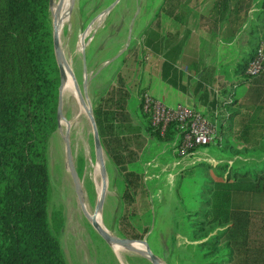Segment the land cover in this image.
<instances>
[{
    "label": "trees",
    "instance_id": "obj_1",
    "mask_svg": "<svg viewBox=\"0 0 264 264\" xmlns=\"http://www.w3.org/2000/svg\"><path fill=\"white\" fill-rule=\"evenodd\" d=\"M188 3L163 0L161 6L181 31L161 34L145 27L141 38L143 45L162 56L160 77L184 90L187 86L177 82L182 71L173 64L189 34ZM208 17L217 24L221 39L243 42L236 57L217 68L187 64L195 73L188 89L206 99V108L199 113L207 114L214 135L206 143L185 145L182 154L177 150V155L188 156L203 145L209 152L184 170L198 172L200 178L194 191L183 192L194 198L193 206L186 207L184 199L174 204L173 227L190 240L186 247L191 264H264V209L249 207L253 198L264 196V0H212ZM259 56V71L249 72V61ZM215 74L223 80L216 81ZM255 79L253 97L242 98L235 91ZM58 82L48 0H0V264H68L49 224L47 207L46 149L57 125ZM108 93L110 102L92 107V114L101 147L114 164L133 160L123 151L132 152L129 140L139 130L156 139L177 134L175 147L181 143L183 130L176 120L162 132L151 124L142 107L143 94L137 102L143 121L133 124L128 90L111 88ZM117 169L122 176L120 209L136 193L146 192L137 167ZM209 169L219 178H213Z\"/></svg>",
    "mask_w": 264,
    "mask_h": 264
},
{
    "label": "rangeland",
    "instance_id": "obj_2",
    "mask_svg": "<svg viewBox=\"0 0 264 264\" xmlns=\"http://www.w3.org/2000/svg\"><path fill=\"white\" fill-rule=\"evenodd\" d=\"M56 1L52 0V3ZM112 1L73 0L58 33L59 45L79 89L83 91L79 37L84 32V91L91 109L110 102L108 91L111 88H120L121 91L126 88L129 94L127 108L130 122L136 124L143 121L137 110L138 99L141 94H148V83L160 77L162 60L160 53H154L142 44V29L148 27L161 34L178 33L180 26L163 12V0H117L107 12L100 14ZM204 1L189 0L191 11L188 23H194ZM61 98L62 114L68 121L67 137L71 159L81 187L84 208L91 213L97 199L92 176L96 161L91 127L84 111H78L71 94H62ZM203 115L206 119L207 114ZM65 128V123L56 125L48 138L46 150L49 169V224L59 238L67 263L151 264L145 255L124 247L120 248L118 255L115 254V246L111 247L106 243L84 216L65 162ZM177 138L175 134L171 139H156L139 130L129 140L128 148L132 152L123 151L129 153L133 160L119 164H114L102 148L106 171L105 192L99 210L102 225L120 237L145 239L151 252L162 264H191L187 262L191 251L186 247L190 240L173 227L176 216L174 204L177 200L184 199L186 207L193 206L191 200L194 198H188V192L194 191L200 174L184 170L194 160L209 152L208 147L202 145L193 154L177 155ZM120 165L127 168L134 166L140 170L146 194L136 193L132 202L124 201L119 209L118 193L122 186V176L117 168ZM208 172L213 178H219L213 170L209 169ZM184 191L188 192L183 193ZM251 204V208L264 209V196L253 198ZM146 225L147 230L140 233L141 228Z\"/></svg>",
    "mask_w": 264,
    "mask_h": 264
},
{
    "label": "crops",
    "instance_id": "obj_3",
    "mask_svg": "<svg viewBox=\"0 0 264 264\" xmlns=\"http://www.w3.org/2000/svg\"><path fill=\"white\" fill-rule=\"evenodd\" d=\"M211 1L212 0L204 1L201 11L199 10L195 16L196 19L194 23L187 22L186 26L189 29V34L185 38L174 59L173 65L182 71L181 74H177V77H179V81L177 82L185 84L187 88L185 90L179 88L178 83V87L173 86L159 76L157 80L153 79L148 83V94L161 100L168 106H172L171 104L188 103V106L203 112L206 108V99L198 97L197 93H190V89H188L192 83L190 78L193 77L195 73L192 69L186 68L187 64L195 62L199 66L208 65L217 68L220 64L231 62L237 55L239 44L243 42L242 39H236L235 37L221 39L216 35L218 26L208 17ZM189 19L190 18H188V21ZM178 36H180V33ZM215 76L216 81L223 80L222 76L216 74ZM263 77L264 76H262V79L264 81ZM257 80L258 79L246 82L241 85L240 89H238V87L235 88V91L242 98H247V96L251 98L253 97L251 91L258 85Z\"/></svg>",
    "mask_w": 264,
    "mask_h": 264
},
{
    "label": "water",
    "instance_id": "obj_4",
    "mask_svg": "<svg viewBox=\"0 0 264 264\" xmlns=\"http://www.w3.org/2000/svg\"><path fill=\"white\" fill-rule=\"evenodd\" d=\"M116 1L117 0H113L110 4H108L100 12V14L107 12L115 4ZM62 2H63V0H57L53 9H52L51 8L52 0H48V7H49V10L51 13L52 50H53V55L55 58L56 66L58 69V75H59V82H58V86H57V102H56L55 117H56L57 125H59V123H58L59 119L65 120L66 128L64 131V135H63L64 146H65V162H66V166L70 172V176H71V179L73 182L74 190H75L77 197H78V202H79L80 208H81L84 216L89 220L90 224L92 225V227L97 232V234H99L100 237L106 243H108L110 246L114 244V245H118L120 247H124L126 249L136 251L140 254L145 255L150 260L151 264H161V261L158 259V257L153 252H151V250L149 249L145 239H143V238L133 239V238H129V237H120V236L114 235L113 233L109 232L107 230V228H105L103 225H101L96 219V214H97V212H99V210L101 208V203H102L104 192H105L106 171H105V166H104L102 147H101L98 132L96 129L94 117L92 114V109L90 107V104L88 103V101L85 98V91H84V88L86 85V81L84 79L85 78V62H84L83 41H82L84 32L82 34H80V37H79V43H80L79 45L81 47V56H82V71H83V81L81 84L82 88H83L82 96H81V92L79 89V85H78L77 81L75 80L73 72L71 71V68L69 67V64L67 63V61L64 57L63 51L59 45V38H58L59 31H58V27H57L56 23L59 19ZM65 69L67 70V72L70 75L72 87L75 89V91L78 95L79 102L83 105L84 113L87 116V119L89 121V124L91 127V134H92L94 159L99 164L98 171H99V177L101 179V188H100L99 193L97 194V199H96L94 208H93L91 213H88L84 208L81 187H80L78 176H77L76 170L74 168V165H73V162L71 159V154H70V148H69L68 137H67V135H68V121L63 116L62 110H61V102H62L61 92H62V88L64 86V83L66 81ZM82 97L84 98L86 103L83 101ZM134 240L143 244V248L133 247L131 243Z\"/></svg>",
    "mask_w": 264,
    "mask_h": 264
},
{
    "label": "built area",
    "instance_id": "obj_5",
    "mask_svg": "<svg viewBox=\"0 0 264 264\" xmlns=\"http://www.w3.org/2000/svg\"><path fill=\"white\" fill-rule=\"evenodd\" d=\"M260 50V49H259ZM259 58L249 61L247 70L257 73L260 68ZM142 107L148 111L151 124L158 126L162 132L166 124L171 120H176L183 130L181 143L175 148L179 153H184L185 145L189 143L203 144L208 142L213 136V127L208 123L199 111L186 104H176L168 106L161 100L144 93L142 97Z\"/></svg>",
    "mask_w": 264,
    "mask_h": 264
},
{
    "label": "bare ground",
    "instance_id": "obj_6",
    "mask_svg": "<svg viewBox=\"0 0 264 264\" xmlns=\"http://www.w3.org/2000/svg\"><path fill=\"white\" fill-rule=\"evenodd\" d=\"M56 3V2H55ZM55 3L53 2L52 3V9L55 5ZM73 3V0H63L62 2V6H61V10H60V15H59V19L57 21V27H58V31H60L61 29V25L62 23L64 22L66 16L69 14V11H70V8H71V5ZM68 63V62H67ZM65 74H66V81L64 83V86L62 88V92H61V95L62 94H71V96L74 98V103L76 104L75 106H77V109L78 111H84L83 110V105L79 102V99H78V95L75 91V89L72 87V83H71V78H70V75L69 73L67 72V70L65 69ZM81 92V96H82V91L80 90ZM70 96V95H69ZM83 98V97H82ZM71 99V98H70ZM83 101L85 102L84 98H83ZM86 103V102H85ZM81 115H82V112H81ZM78 116V115H77ZM77 118V117H76ZM79 119V118H78ZM77 119V120H78ZM76 121V120H75ZM58 123L59 124H63L65 123V120L64 119H59L58 120ZM96 161V160H95ZM97 163V164H96ZM95 164H93V172H92V176H93V182H94V186H95V190H96V193L98 194L99 191H100V188H101V179L100 177H98V169H99V164L98 162L96 161ZM87 211V210H86ZM96 219L97 221L102 225V222H101V217H100V214L99 212H97L96 214ZM132 246L135 247V248H143V244L139 243L138 241L134 240L132 243ZM112 246H115L113 248V251L115 254L118 255V251L120 250V246L118 245H111ZM162 264V262H161Z\"/></svg>",
    "mask_w": 264,
    "mask_h": 264
}]
</instances>
